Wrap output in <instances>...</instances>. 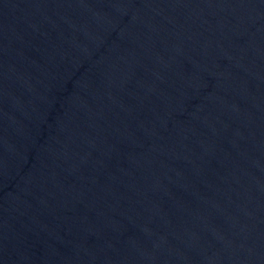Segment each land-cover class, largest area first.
Here are the masks:
<instances>
[{"label": "water", "instance_id": "1", "mask_svg": "<svg viewBox=\"0 0 264 264\" xmlns=\"http://www.w3.org/2000/svg\"><path fill=\"white\" fill-rule=\"evenodd\" d=\"M0 264H264V0H0Z\"/></svg>", "mask_w": 264, "mask_h": 264}]
</instances>
